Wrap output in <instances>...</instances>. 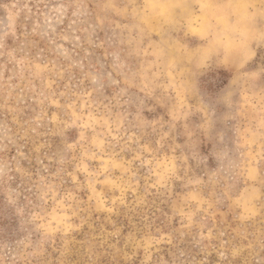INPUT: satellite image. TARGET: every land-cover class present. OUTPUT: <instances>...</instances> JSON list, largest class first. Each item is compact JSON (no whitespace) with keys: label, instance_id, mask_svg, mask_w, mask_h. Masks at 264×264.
Here are the masks:
<instances>
[{"label":"rangeland","instance_id":"1","mask_svg":"<svg viewBox=\"0 0 264 264\" xmlns=\"http://www.w3.org/2000/svg\"><path fill=\"white\" fill-rule=\"evenodd\" d=\"M0 264H264V0H0Z\"/></svg>","mask_w":264,"mask_h":264},{"label":"trees","instance_id":"2","mask_svg":"<svg viewBox=\"0 0 264 264\" xmlns=\"http://www.w3.org/2000/svg\"><path fill=\"white\" fill-rule=\"evenodd\" d=\"M219 74H223L224 75L225 74V71H219ZM225 80H226V78H223L222 79V81H225Z\"/></svg>","mask_w":264,"mask_h":264}]
</instances>
